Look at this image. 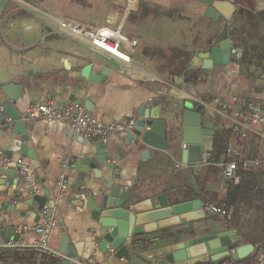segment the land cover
<instances>
[{"label": "crops", "instance_id": "1", "mask_svg": "<svg viewBox=\"0 0 264 264\" xmlns=\"http://www.w3.org/2000/svg\"><path fill=\"white\" fill-rule=\"evenodd\" d=\"M7 1L0 16V106L5 100L1 89L11 85L19 88L15 111L21 116L29 104L46 102L54 107L77 103L102 123L140 121L144 109L155 115L159 108L165 130L158 134L148 127L131 140V133L112 135L104 143L95 138L105 146L113 168H102L98 172L101 179L81 184L73 167L83 160L84 146L91 138L73 133L65 122L40 117L25 120L27 148L35 153L41 176L32 168L34 192L22 182L8 184L10 178L0 176V264H61L63 238L68 246L77 247L79 257L73 258L77 264H170L160 249L172 241L163 240L161 231L135 238L140 242L139 254L129 261L115 258L108 248L105 252L95 248L99 241L90 230L89 197L75 192L81 189L93 197L96 188L108 182L125 190H140L143 198L163 195L173 201L181 197L186 202L198 200L205 207H222L227 218L206 217L201 223L220 231L232 230L242 238L240 246L251 245L254 250L255 245L264 243V127H244L248 119L243 105L259 102L264 109V80L260 77L264 0H224L235 7L229 22L206 18V6L196 0ZM53 20L90 30L121 28L127 38L137 41L132 71L60 34ZM224 32L235 61L211 65L207 51ZM202 61L207 62L205 68H199ZM251 64L257 65L255 72L249 69ZM190 65L195 69L189 70ZM184 103L201 113L203 127L213 133L212 148L216 139L223 140L226 149L242 145L237 184L222 175V165L231 159L226 149L204 153L210 159L200 164L182 161L181 152L187 146L183 148L181 134L172 135L166 128L170 127L173 106ZM21 146L12 130L2 132L0 128V152L12 161L9 167L15 168L14 162L20 159L29 166L20 153ZM62 172L73 193L58 189ZM19 177L16 174L14 178ZM33 196L45 198L44 208L50 209L55 228L46 236L15 230L18 241L9 238L5 244L8 226L40 224L42 211L36 210L37 202L32 203L33 212L22 204ZM15 205L21 209L12 210ZM23 210L24 217H20Z\"/></svg>", "mask_w": 264, "mask_h": 264}, {"label": "water", "instance_id": "2", "mask_svg": "<svg viewBox=\"0 0 264 264\" xmlns=\"http://www.w3.org/2000/svg\"><path fill=\"white\" fill-rule=\"evenodd\" d=\"M206 6L205 17L211 20H223L229 22L235 11L232 3L224 0H196ZM8 1L0 0V16L7 8ZM231 46L227 40V33L224 32L209 50L208 63L215 65L228 64L231 59ZM197 59V56H195ZM220 59V63L218 62ZM205 61L201 62L199 68L206 66ZM195 65H190L189 70H194ZM180 78H175V81ZM5 100H3V111H0V128L2 132L12 130L14 135L20 138L22 146L20 153L29 161V166L33 168L38 176H41L39 162L33 150L27 148L29 138L25 126V119L20 113L15 111V106L20 98L19 88L7 85L1 89ZM14 91V93H13ZM157 114L152 115L150 111H145L140 115L141 120L137 122L133 132L129 135L131 140L134 136L140 137L145 128L163 134L165 124L159 119V108H155ZM170 127L166 128L173 135L181 134V141L187 147L181 152L182 161H190L193 164H200L210 157H205L204 153L212 151L213 133L203 127L201 113L194 111L191 104L173 106L169 113ZM9 120L10 122H7ZM11 124V125H9ZM170 134V135H171ZM84 146L83 160H77L73 171L78 172L77 179L84 184V181L101 179L98 172L102 168L112 169L108 163V156L105 154V146L95 138ZM2 153V152H0ZM146 153V152H144ZM5 156V154H4ZM20 165L15 168H0V176L10 178L8 184H19V179H15ZM93 176V179L90 176ZM19 191L14 198L21 196ZM37 202L36 210L41 212L45 205V198L33 196L30 200L22 202L29 207V211H34L32 203ZM21 205H15L12 210L19 211ZM205 206L198 200L183 201L181 197L169 201L165 196H146L140 190L126 189L110 182L104 183L96 188L93 197L87 200V210L92 222V236L99 241V250L105 252L107 248L114 251L115 258H124L129 261L139 254L138 244L135 238L148 236L161 231L163 240L172 241L167 246L160 249V253L165 256L170 264L181 263L203 256H208L210 260L216 261L222 257L231 256L234 260L247 257L253 252L251 245L240 246L242 238L233 233L232 230L220 231L216 227L202 224L206 217H213V214L204 212ZM25 210L21 211L20 217H24ZM195 224V225H194ZM181 226H187L181 228ZM15 226L6 228V238L4 243L18 241L15 234ZM192 235V237H191ZM16 236V237H15ZM151 241V240H149ZM74 249V250H73ZM62 258L61 264H77L73 258L77 253V247L72 248L67 244V238L62 239L59 250ZM72 261V262H70Z\"/></svg>", "mask_w": 264, "mask_h": 264}, {"label": "built area", "instance_id": "3", "mask_svg": "<svg viewBox=\"0 0 264 264\" xmlns=\"http://www.w3.org/2000/svg\"><path fill=\"white\" fill-rule=\"evenodd\" d=\"M52 24L60 34L86 44L118 64L129 67V71H132L131 63L137 41L127 38L122 33L121 28L112 29L102 27L96 30H90L61 20H53ZM235 54L237 53L235 52ZM260 77L264 80V58L261 61ZM243 105L246 108L248 119L244 127L246 129L251 126L264 127V109L261 103L249 101L245 102ZM0 111H3V106H0ZM23 117L25 120H32L40 117L48 122H65L72 132L78 136L83 138H96L103 143L112 135L132 133L138 122L136 119L132 118L123 122L102 123L92 117L83 106L74 102H70L61 107H54L49 102L29 104ZM183 148H185V145H183ZM226 153L231 159L222 165V175L226 180H230L233 184H237L239 179L236 175V170L242 157V145L236 144L235 146H230L226 149ZM0 161L4 168L9 167L12 163L3 153H0ZM14 165H20L18 171V175L20 176L18 178L19 183L22 182L31 192H34L36 187L33 185L32 168L26 164L24 165L21 159L14 162ZM57 187L61 192L73 193L70 184L66 180L65 172L59 175ZM75 194L85 197L91 196L89 193L81 191V189L76 191ZM204 212L213 214L222 219L227 218V214L222 207H217L212 204L207 205L204 208ZM50 213V209L45 207L42 210L40 224L17 226L15 228L16 232L23 234L34 232L37 235L46 236L56 226V222ZM97 247L98 244L95 243V248ZM108 249L110 254L114 253L112 249ZM255 259L256 264H264V248L257 252Z\"/></svg>", "mask_w": 264, "mask_h": 264}, {"label": "trees", "instance_id": "4", "mask_svg": "<svg viewBox=\"0 0 264 264\" xmlns=\"http://www.w3.org/2000/svg\"><path fill=\"white\" fill-rule=\"evenodd\" d=\"M225 142L223 140H218L216 139L214 144H213V148L212 150L217 152V151H221L224 150L225 151ZM264 248V243H259L257 245H255L253 252L248 255L245 258L242 259H236L234 260L231 256H226V257H222L216 261L210 260L209 258L206 260H202V261H196L190 264H256V254L260 249Z\"/></svg>", "mask_w": 264, "mask_h": 264}, {"label": "rangeland", "instance_id": "5", "mask_svg": "<svg viewBox=\"0 0 264 264\" xmlns=\"http://www.w3.org/2000/svg\"><path fill=\"white\" fill-rule=\"evenodd\" d=\"M141 28H142V27H140V29H141ZM125 31H127V32H128V31H129V28L127 27V29H126ZM256 67H257V65H256V64H255V65H254V64H251V65H250V67H249V69H251V70H252V72H255V71L257 70V68H256Z\"/></svg>", "mask_w": 264, "mask_h": 264}]
</instances>
